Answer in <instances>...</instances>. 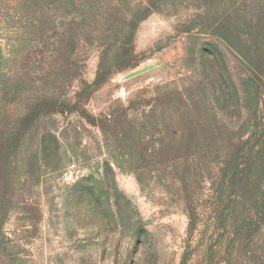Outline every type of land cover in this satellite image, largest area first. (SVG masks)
Instances as JSON below:
<instances>
[{"label":"rangeland","instance_id":"1","mask_svg":"<svg viewBox=\"0 0 264 264\" xmlns=\"http://www.w3.org/2000/svg\"><path fill=\"white\" fill-rule=\"evenodd\" d=\"M263 45L264 0H0V264H264L184 203L264 124Z\"/></svg>","mask_w":264,"mask_h":264},{"label":"trees","instance_id":"2","mask_svg":"<svg viewBox=\"0 0 264 264\" xmlns=\"http://www.w3.org/2000/svg\"><path fill=\"white\" fill-rule=\"evenodd\" d=\"M215 35L229 42L224 36ZM259 92L257 107L264 96ZM259 110L248 114L236 138L228 141L223 162L217 161L219 179L210 205L204 210L186 197L188 234L195 230L203 212L209 215L215 231L221 230L231 238L233 246L239 237L249 239L264 222V124Z\"/></svg>","mask_w":264,"mask_h":264}]
</instances>
